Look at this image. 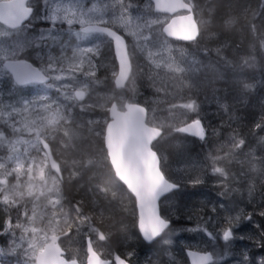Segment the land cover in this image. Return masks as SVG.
Here are the masks:
<instances>
[{
	"label": "snow or ice",
	"instance_id": "snow-or-ice-1",
	"mask_svg": "<svg viewBox=\"0 0 264 264\" xmlns=\"http://www.w3.org/2000/svg\"><path fill=\"white\" fill-rule=\"evenodd\" d=\"M260 8L264 9V3ZM260 14L253 12V19ZM37 23L40 27L35 30ZM234 23V19L226 21L229 27ZM207 24L198 0H150L142 11L133 9L130 0H0V83L7 78L11 84L7 97L0 98V210L5 213L0 232L10 236L11 243L7 249L0 248V256L22 257V264H83L71 249L62 247V237L69 241L78 237L86 242V264H131L132 251L105 255L94 246L96 240L106 242L111 237L97 227V220L102 221L106 212L113 213L114 200L123 203L125 198L134 204L135 227L143 241L171 243L164 238L171 219L163 205L182 187V180L168 174L167 157L159 145L168 130L204 143L219 135L203 122L197 101L184 100L181 95L190 87L186 77L200 71L202 62L173 42L199 47ZM251 30L255 36L257 25L253 23ZM126 37L132 38L134 47ZM258 39L264 51V33ZM101 45H107L115 61L111 72L114 89L103 96L96 92L102 83L97 76ZM216 51L219 54L222 49ZM137 53L147 62L148 79L156 93L144 102L136 99V76L144 71ZM253 60L241 58L238 67H254ZM236 83L243 91L252 88L243 79ZM129 87L130 98L124 95ZM77 108L81 114L97 108L105 113L86 123L88 133L102 140L106 174L89 189L93 192L91 211L86 212L83 201H78L70 205L69 215L61 189L64 169L71 168L70 181L95 161L86 154L70 162L59 161L50 140L59 139L68 152H79L77 141L84 125L77 122ZM165 112L167 115H161ZM178 112L183 119L176 118ZM254 129H264V116ZM245 145V138L234 131L226 144H219L205 158L211 174L221 178L225 192L231 190L230 173L222 165L230 163ZM253 160L249 161L253 171L260 170L257 164L264 166V157ZM187 183L196 186L204 180L190 177ZM254 191L250 185L249 195ZM42 198L46 204L41 203ZM200 211L189 210L188 219L195 217L197 223L186 231L202 232L209 241L219 238L228 245L234 239H245L236 230L242 222H252L261 230L257 243L264 248V225L256 224L252 213L239 210L233 214L225 209L226 214L220 216L213 206L211 211L217 215L206 219ZM259 215L264 217V211ZM38 222L43 226H37ZM209 222L215 224V230H209ZM164 255L169 264H178L171 252L164 251ZM186 255L191 264H220L223 260L206 250H188ZM243 259L248 261L246 252ZM145 264L160 262L148 258ZM258 264H264V257Z\"/></svg>",
	"mask_w": 264,
	"mask_h": 264
},
{
	"label": "rangeland",
	"instance_id": "rangeland-1",
	"mask_svg": "<svg viewBox=\"0 0 264 264\" xmlns=\"http://www.w3.org/2000/svg\"><path fill=\"white\" fill-rule=\"evenodd\" d=\"M134 4H140V2H142V0L139 1H132ZM206 2H201V6H203ZM235 3V2H234ZM132 4V3H131ZM146 5L141 6L140 8H135V9H139V10H144ZM201 8V7H200ZM243 10L241 11V14H245V9L244 7L242 8ZM264 18V17H263ZM243 21V18L241 19ZM244 22V21H243ZM245 23V22H244ZM264 23V22H263ZM208 25V24H207ZM237 28V29H236ZM242 27V28H238L237 26H235V33L238 35H234V37L236 38V40H238V42H240V44H244L246 46H243V49L240 47V44L236 45L235 47H233L232 43H229L232 40H228V44H226L230 49L227 51L228 54L235 60L238 59L240 55H242V53H246L247 50V43L249 41V37L248 34L246 32V29ZM264 29V28H263ZM206 28V31H204V38L201 41L202 43H208L213 39H216L217 35L211 33V30H209ZM218 30V29H217ZM231 28H226L223 31L222 35L220 36L219 39H223L226 40V36L224 35V32L230 31ZM231 33V31H230ZM245 37V38H244ZM65 40H68V37L65 35L64 36ZM129 44L133 45L134 47V43L131 37H127ZM75 41L74 39L72 40V44H74ZM177 46H180L181 44H176ZM225 45V47L227 48V46ZM185 48L188 49V51L190 53H192L193 55H195L197 57V59H199L202 62V66H198L200 67V71L195 72L190 74L188 77H186V81L187 83L190 85V87H186L183 89L181 95L183 96L184 100L187 99H194V97L198 94L202 99H205L207 97H213L214 100L210 103L207 102L204 105L208 106L210 104H213L216 100H220V99H225L226 94L224 92V90L220 91V92H215L219 89H223L225 88V86H237L236 81L239 79H242V76L238 75L236 71L227 68L225 66H222L220 64H218L215 60L211 59L210 57H207L205 55H203L202 53L195 51L194 49H192L191 47H188L186 45H183ZM233 47V48H231ZM240 47V48H238ZM53 52H55L56 54H59V49L58 48H53ZM101 52L102 55L101 57H99V60H103L106 59L107 61H110L112 59V55L110 54V51L107 47V45H101ZM69 54H70V50H69ZM32 58H34V53L32 54ZM137 62L144 68V71L139 72L136 76V83H135V87L137 86V84L140 85V94L141 97L143 99V101L145 100H150L155 96V88L152 86V82L151 80L148 79V66H147V62L144 60L143 55L140 53H137ZM227 66H229L227 64ZM258 72V71H256ZM106 77L108 78L109 82H110V78H111V72L106 70L105 72ZM245 81V78H244ZM219 84V85H216ZM223 84V85H221ZM110 87L105 86L103 87V91L97 92L99 93L101 96H103L106 93H110ZM131 91V90H130ZM132 92V91H131ZM215 92V93H213ZM213 93V95L211 96V94ZM231 96V97H230ZM247 93H245V95H242L239 90L234 89L233 93L231 95H229V97L227 98L226 104L228 106L231 107H239L240 109L244 110V106L246 107V109L248 110V112L250 111H254L255 112V117L253 120L249 121V116L248 115H244L243 113L240 111L238 112L237 117H241L240 118V122L239 124L241 125L243 123V121L247 120V122H245L246 127L244 128L247 131V136L249 137V139L252 141L253 139V133L256 131L254 129V124L256 121V118L259 115H262V112L264 110L263 108V100L259 99V98H248L246 97ZM5 98V97H3ZM226 100V99H225ZM103 102V101H101ZM175 102V101H174ZM101 109L97 108L92 112L89 113H80V110L77 108L76 109V115H77V122L80 124H83L84 127L83 128H87V120L89 119H99L97 116L100 113ZM79 112V113H78ZM95 112H98L96 114H94ZM212 114L213 113H208L207 116H209V118H207V124L213 125V126H218V123L220 119H212ZM161 115H167V113H161ZM176 118L179 119H183L184 117L178 112ZM190 118H192V114H190ZM228 122H226L227 124ZM229 134H232L236 127L234 126V124H229ZM248 128H250V132L248 130ZM237 132V131H235ZM262 133H264V129L262 130ZM170 137H172L171 140V144H170V148L166 147L167 150V154L168 157H170L168 164H169V169H170V174L175 178V179H180L182 180V183L187 184V185H191L189 183H187V181L189 180L190 177H196V176H200L201 178H203L204 183L200 184V185H196V186H200L201 191H210V192H218L221 195V193H228L227 196V200H226V204H224V209H221V211L224 213L225 209L230 210L233 212V214L236 211L239 210H243L244 212H249V210H245V206H250L252 204V197L249 195V186H253L255 191L253 192L254 194V201L256 203V214L259 215V212L264 211V166H261L259 164H257V168L260 170L257 171H253L252 169V164L249 163V161H253V158H259V157H264V141H262V143L260 144V139H259V134H256V139H257V146L251 150L250 146L248 148H244L242 149V151L239 154V156L233 160H231V163H235L237 165H240L242 168L240 170H233L231 175H232V179L229 180V184L231 185H235V183H239V188L237 190V192H235V188L233 187L230 191L225 192V189L222 185H220L219 181L221 178H219L218 176H214L211 174L210 170H207V166L204 162V160L201 158V154L200 153H196V151L193 150V147L191 146L192 150H189L190 145L188 146H183L184 143L179 142V139H177V137H174V135H170ZM213 136H210L209 140L212 138ZM54 149L58 155V159L59 161H63V160H68L69 162L74 159V158H79L80 154H89L91 159H93L95 161V164L93 166L90 167H94L95 169V179H98L99 177V172L101 171V169L103 168L102 166V159H101V153H100V149L102 148V145H100V141H99V137H96L94 135H90L87 138H81L77 141V144L79 147H85L87 148V151H82V149H79V152H68L67 150H65L63 148V146L60 143L59 139H55V140H51ZM211 142V147L212 149L216 150V148L218 147L219 144H226L227 142L225 141H221L220 143L214 142L212 140H210ZM246 146H248V142H246ZM181 147V148H180ZM1 151V150H0ZM60 157V158H59ZM73 157V158H72ZM62 167H64L62 165ZM232 168H234V166H231ZM66 176H69V172L71 171L70 167H67L64 169ZM236 175L238 176V178H236ZM67 181V179H66ZM192 186V185H191ZM263 187V189H262ZM215 188V190H214ZM235 193V194H234ZM234 194V195H233ZM192 194H186L184 193L181 197H178V203L180 204V200H184L187 203H189V208L186 210L187 213L188 210H201L200 211V215H203L202 213L206 214H214L211 211V207L210 205H203L204 203H196V202H191L193 199V196H191ZM204 198H199L200 200H204L207 195L203 194ZM117 201H120L119 199L114 200L112 202V205L114 203H116ZM103 203V202H102ZM101 203V204H102ZM191 204V205H190ZM217 204L220 207V204H222L221 202H217ZM178 205V206H179ZM261 205V206H260ZM116 206V205H115ZM180 208H184V206L181 207H176L173 208L175 211H177L178 213ZM259 208V211H258ZM164 209H165V214L168 216H175L176 213L172 212V210L169 208V206H167V204H164ZM183 210V209H182ZM181 210V211H182ZM177 213V215H178ZM220 215H222L220 213ZM216 216V215H215ZM212 217V216H211ZM5 219V213L0 210V224L3 223ZM101 222V221H100ZM100 222L97 221V227L102 226L103 231L108 234H111L110 239L108 240V244L110 245H106L105 243H103V241H98L96 240L95 243V247L102 251L104 253V251L108 248H111V246L113 248H116L117 250H120L121 252H123L124 254L129 252L128 250L133 249L134 251L137 252V254L139 255L140 259L144 258V260H139L138 262L140 263H144L145 261L149 258V255H146L144 253H142L140 255L139 251L143 249V247L141 245H136L135 244V237L132 233V224L131 225H126V226H122V224H119V228L120 230H116L114 233H118L116 236L115 234H113V226H117L116 225H111L109 223H107L106 221V215L102 220V223H104L105 225H102ZM256 224H260V225H264V217L260 216V219H258L257 221H255ZM109 224V225H107ZM212 224V222H210L208 224V226ZM107 225V226H106ZM241 225H243V227H239L236 230V234L237 235H243L246 237L247 240L251 241H259V235L261 234V230L257 229L255 227L252 226V222H242ZM245 225V226H244ZM37 226H43L41 224H37ZM179 226V227H178ZM184 226V222H180L177 224V229L178 231L181 232L182 228ZM180 235V234H179ZM203 235H200V232H194L191 233V235H189V240L183 241L181 244L183 245H194L197 247H205V248H209L211 247L210 245L213 246L212 242L209 241V243H207L206 241L203 240V237H201ZM247 237H252V239H248ZM0 238L3 241V244L5 245V247L8 248V246L11 243V238L8 235H5L4 233L0 232ZM110 241V243H109ZM258 244V243H257ZM83 245V246H82ZM232 244H228L229 247H231ZM64 247L67 249H71V251L73 252V254L77 255V258L80 260L83 258H85V254H84V241H80L79 238H75L73 241H69L66 238L64 239ZM236 247V245L234 246ZM241 252H237V254L241 257H243V254L246 252L249 248L243 246H239L238 247ZM258 249V246L256 245L255 250ZM171 250V249H170ZM171 252H173V250H171ZM84 255V256H83ZM251 255V254H250ZM134 257V256H133ZM135 258V257H134ZM154 258L156 260H158V258L155 257ZM163 258V257H162ZM17 261L14 262V264H22V257H17L15 258ZM249 259H251L249 257ZM154 260V261H156ZM223 262V260L220 261ZM241 264V263H240Z\"/></svg>",
	"mask_w": 264,
	"mask_h": 264
},
{
	"label": "trees",
	"instance_id": "trees-1",
	"mask_svg": "<svg viewBox=\"0 0 264 264\" xmlns=\"http://www.w3.org/2000/svg\"><path fill=\"white\" fill-rule=\"evenodd\" d=\"M206 3L204 4V7L202 9V17L203 19L208 21V25L205 26V29H209L211 30V33L216 34L217 37L216 39L212 40L210 42V46L209 49L211 51H215L217 48H221L224 49L226 48L225 45L228 44V40H232L229 43H232L233 45H238V40H236V38L234 37V35H238L235 33L234 29L235 26H237L238 28H242L244 27L246 29V32L248 34V43L250 42V38H251V34L250 32H252L251 29V25L254 23L257 25V31L259 33V36L264 33V9H262V14H260L259 16H257L255 19H253V12L257 11V8H260L261 5V0H205ZM235 2V3H234ZM259 3V6H257V4ZM264 3V2H262ZM244 7V9H247L248 11L245 12L244 16L243 14H241V11L243 10L242 8ZM261 9V8H260ZM243 18V22L241 19ZM229 19H234L235 23L229 27L226 24V21ZM231 28V33L230 31L224 32L223 36H226V40L223 39H219L220 36L222 35L224 29L226 28ZM243 28V29H244ZM218 29V30H217ZM237 29V28H236ZM221 34V35H220ZM245 38V37H244ZM227 46V45H226ZM243 46H246L244 44L240 45L241 48H243ZM238 47V48H240ZM229 48V47H228ZM261 55H258V60L261 63ZM261 66V64H260ZM262 69H264V65H262ZM247 76L249 77V81L248 83L252 85V88L250 89L251 91L248 93L247 91H243L240 90V93L245 95V93H247L248 98H262L264 100V72H248ZM239 88V87H238ZM226 97L225 99H220V100H216V102L218 104L224 105L227 101V98L229 97V95H231L233 93V89L232 88H223ZM222 91V89H219L215 92H220ZM213 92V93H215ZM213 93L211 94V96L213 95ZM213 98V97H212ZM214 100L213 99H208L205 100L203 102H201V108L204 109L206 107V105H204L207 102H212ZM214 108V103L211 105V107L205 111V114L207 113H211L212 109ZM223 113L225 114V116L227 117L228 121L230 122V124H234V126L236 127L235 131H237V133L242 134L241 136L243 137V135H246L247 131L244 129L246 127L245 122H247V120H244V127H241V125L239 124L240 122V118L241 117H237L238 112L240 111L243 113L244 115H248L249 116V121L253 120L255 117V112H248V110L246 109V107L244 106V110L240 109L238 106L237 107H231V106H225L223 109ZM202 117H204V114L200 113ZM227 125H224V123L221 126V130L226 129ZM239 126V127H238ZM249 132H250V128H248ZM81 133H82V137L87 138L89 136V133L87 131V128H82L80 129ZM100 145H102V142L100 140ZM79 149H82V151H87V148L85 147H79ZM88 158H91L89 154H86ZM103 166V165H102ZM106 174V170L101 169V171L99 172V177L98 179H95V169L94 167H89V169L85 170L84 172H82V174L78 177H76L74 180H67L66 183H64L62 192H63V197H64V207L70 211V205L71 204H75L78 201H83V207L85 209L86 212H90L91 209L93 208V192H90L89 189L96 183L100 182L101 177L104 176ZM191 202H194V200H192ZM102 203V202H99ZM180 204L178 202L175 201V205H179V207L184 206V208H180V216L182 217L184 215V218L187 219L185 217V213L186 210L189 208V203H187L184 200H180ZM116 205V206H115ZM191 205V204H190ZM31 206V205H29ZM111 207L113 208V213L109 214L108 212L105 213L106 215V221L107 223L117 226H113V234H115V236L118 233H114L116 230H120L119 228V224H122V226H128L131 225L135 226V215H134V205L131 202V200H124L123 203H121L120 201H117L116 203H114L113 205H111ZM183 209V210H182ZM182 210V211H181ZM15 214H13L14 216ZM183 218V219H184ZM98 222H100L101 220H97ZM102 225H105L104 223H102V221L100 222ZM187 224L189 222H186ZM107 224V225H109ZM106 225V226H107ZM174 225V224H173ZM101 230L105 229L102 226L99 227ZM135 228L132 227V233H134ZM136 233V231H135ZM137 242H135L137 245H143L142 242L140 241V239L137 237V233L134 235ZM117 237V236H116ZM260 240H261V234L259 235ZM118 238V237H117ZM258 246V245H257ZM257 258H262L264 257V248H261L258 246V250H253V254L257 255ZM254 258V256L252 257V259ZM254 261H252V263L250 264H254ZM258 264V263H257Z\"/></svg>",
	"mask_w": 264,
	"mask_h": 264
},
{
	"label": "bare ground",
	"instance_id": "bare-ground-1",
	"mask_svg": "<svg viewBox=\"0 0 264 264\" xmlns=\"http://www.w3.org/2000/svg\"><path fill=\"white\" fill-rule=\"evenodd\" d=\"M209 31V30H208ZM231 97V96H230ZM239 127V126H238ZM184 146V145H183ZM181 148V147H180ZM87 156V155H86ZM60 158V157H59ZM73 158V157H72ZM233 178V177H232ZM228 194V193H227ZM221 205V204H220ZM212 208V207H211ZM255 222V221H254ZM179 227V226H178Z\"/></svg>",
	"mask_w": 264,
	"mask_h": 264
}]
</instances>
